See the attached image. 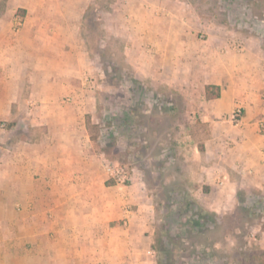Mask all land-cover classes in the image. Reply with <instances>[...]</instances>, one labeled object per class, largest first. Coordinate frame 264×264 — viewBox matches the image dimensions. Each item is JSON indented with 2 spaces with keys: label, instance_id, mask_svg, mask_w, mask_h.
<instances>
[{
  "label": "crops",
  "instance_id": "crops-1",
  "mask_svg": "<svg viewBox=\"0 0 264 264\" xmlns=\"http://www.w3.org/2000/svg\"><path fill=\"white\" fill-rule=\"evenodd\" d=\"M145 1L7 0L0 10V79L13 81L0 90V109L7 115L15 103L29 109L28 98L10 91L22 86L25 97V84L15 81L42 79L47 112L62 111L55 121L12 123L0 132V264L144 263L137 244L144 234L129 210L141 202V184L109 183L103 153L81 121L82 97L88 101L90 93L79 85V68L92 59L83 32L98 21L101 31L131 32L140 62L165 65L168 83L196 108L207 135L190 150L189 135L180 146L186 181L200 185L202 199H217L216 207L205 205L218 212L242 189L264 193V40L246 36L241 48L238 41L221 52L218 43L197 41L177 25L168 13L173 6L160 24L162 0ZM37 48L48 58L32 62ZM209 84L221 86L220 97L207 98ZM64 95L73 96L75 114L51 105ZM236 110L241 114L233 119Z\"/></svg>",
  "mask_w": 264,
  "mask_h": 264
},
{
  "label": "rangeland",
  "instance_id": "rangeland-1",
  "mask_svg": "<svg viewBox=\"0 0 264 264\" xmlns=\"http://www.w3.org/2000/svg\"><path fill=\"white\" fill-rule=\"evenodd\" d=\"M160 4V24H166V12L173 6V14L168 13L177 25H185L197 41L218 43L221 52L234 48L246 36L264 40V0H162ZM6 7L7 0H0V10ZM101 24L98 21L94 31L83 32L92 59L79 68V85L91 94L88 101L87 95L82 97L87 110L80 112L81 121L88 123L91 137L103 153V163L108 159L127 167L131 180L126 185L134 180L141 184V202L131 204L129 210L131 216L137 212L144 234L137 243L144 251L143 264H264V193L242 189L235 199L228 196L225 209L218 212L205 205L215 202L216 207L217 199H202L205 195L200 193V185L186 181L180 146V139L189 135L190 150L207 135L208 131L199 126L202 122L196 108L188 106V96L179 86L168 83L171 74L165 65L140 62V49L131 32L115 35L101 31ZM32 50L41 52L31 55L32 62L48 58L42 49ZM10 82L0 79V90L6 92ZM18 82L25 84V97L19 96L22 86L11 87L10 92L18 93L21 100L28 98L29 109L18 103L9 115L0 109L1 133L12 123L57 120L62 111L49 114L40 96L45 90L44 80ZM61 104L68 105L63 114H75L72 95H64L51 105L59 110ZM185 197H194L217 213L224 229H215L212 222L214 231L209 241H205L206 236L192 237L189 229L195 230L193 234L201 232V228L190 225V219H197L200 206L193 204L189 209L182 205Z\"/></svg>",
  "mask_w": 264,
  "mask_h": 264
},
{
  "label": "trees",
  "instance_id": "trees-1",
  "mask_svg": "<svg viewBox=\"0 0 264 264\" xmlns=\"http://www.w3.org/2000/svg\"><path fill=\"white\" fill-rule=\"evenodd\" d=\"M19 12L25 13V10L19 9L18 13ZM220 95H221V86L220 85L209 84L206 86V96L208 99L218 98V97H220ZM186 198L187 197L182 199V201H181L182 205L189 206V209H191V205H193V204H197L200 206V210L198 211V213H196L197 219H190V225L192 224L195 227V229H197L198 227L201 228V232L193 234L195 232V230L192 229V231H191V229H189L188 232H190V235H192V237H195L197 239V238H199V235L201 237H204V238L206 236L207 239H205V241L207 242V241H209L208 239H210V236H212L211 233L214 231L213 230V228H214L213 223H216L215 229H217V230L224 229V225L220 221L221 218L217 213L212 212L207 207L202 206L200 204L199 200L194 198V197H191L190 199H186ZM188 213L189 212H185V214H188ZM183 248L185 249L186 246H183Z\"/></svg>",
  "mask_w": 264,
  "mask_h": 264
},
{
  "label": "built area",
  "instance_id": "built-area-1",
  "mask_svg": "<svg viewBox=\"0 0 264 264\" xmlns=\"http://www.w3.org/2000/svg\"><path fill=\"white\" fill-rule=\"evenodd\" d=\"M237 47L241 48L242 44L238 43ZM240 114L241 111L236 110L233 114V119L240 117ZM103 165L109 179L114 181L116 184L126 185L127 182L131 180L130 172L127 167L108 159L104 160Z\"/></svg>",
  "mask_w": 264,
  "mask_h": 264
}]
</instances>
